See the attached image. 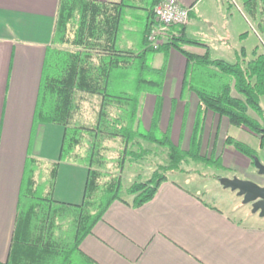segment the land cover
Returning a JSON list of instances; mask_svg holds the SVG:
<instances>
[{
    "label": "crops",
    "instance_id": "obj_1",
    "mask_svg": "<svg viewBox=\"0 0 264 264\" xmlns=\"http://www.w3.org/2000/svg\"><path fill=\"white\" fill-rule=\"evenodd\" d=\"M58 1L0 0V262L8 255L26 178L31 176L34 188L39 185L43 193L51 189L52 197L60 201L76 203L83 196V164L60 161L55 178L51 179L63 127L34 120ZM178 1L189 8V19L180 36L202 44L177 40L189 58L173 46L152 54L151 64L163 67L164 79L160 96H141L140 126L148 129L156 122L158 130L167 133L172 143L183 150H188L195 132L200 154L219 160L224 169L250 173L254 169L250 158L229 146L226 137L246 143L251 137L256 139L257 147L248 144L259 156L264 152V139L202 106L187 82L189 78L201 87L215 86L213 67H201L190 56L203 54L208 48L213 58H222L213 55L210 45L215 42L217 48H222L227 44L232 26L235 28L229 14L231 6L224 22L210 15L204 0ZM145 11L141 9L139 13ZM126 17L131 19L130 14ZM138 29L131 21L124 23L116 46L124 50L142 44ZM254 47L243 44L229 48L236 61L243 48L246 57L251 58ZM248 53L252 56L248 57ZM250 114L256 117L254 112ZM183 174L190 180L198 175ZM243 178L251 177L245 173ZM254 216L264 219L257 213ZM79 247L100 264H264V223L244 224L202 194L169 177L139 207L114 200Z\"/></svg>",
    "mask_w": 264,
    "mask_h": 264
},
{
    "label": "trees",
    "instance_id": "obj_2",
    "mask_svg": "<svg viewBox=\"0 0 264 264\" xmlns=\"http://www.w3.org/2000/svg\"><path fill=\"white\" fill-rule=\"evenodd\" d=\"M159 1H58L52 44L46 54L34 120L63 127L51 179L55 178L60 161L83 164L86 167L83 196L76 203L60 201L52 197L51 189L43 193L39 185L34 188L31 176L26 178L8 255L0 264H100L82 252L79 245L114 200L131 207L141 206L155 195L163 181L169 179V172H194L183 166L188 159L222 166L219 160L200 154L195 132L190 147L183 150L172 143L167 133L158 130L156 122L148 129L140 126L141 96L145 93L160 96L164 79L163 67L151 64L152 54L163 47L173 46L189 58L177 40L202 44L180 36L184 25H175L172 26L174 37L157 48L150 45L147 36L158 23L153 8ZM242 4L258 21V27L264 29V7L258 14V0H242ZM230 6L227 4L228 9ZM141 9L146 11L139 13ZM129 14L131 19L126 17ZM129 21L138 25L142 44L120 50L116 40L123 24ZM244 34L248 32L241 33L240 38ZM242 51L235 62L213 58L208 48L203 54H192L190 57L196 64L213 67L216 84L201 87L191 83L189 78L187 82L202 106L264 139V107L260 102L264 96V49L259 50L256 45L249 59L244 48ZM85 103L93 104V114L84 115ZM107 139L122 144L121 155L117 158L120 170L125 157L136 163L154 153L151 147L144 146L145 142L164 148L166 161L156 164L148 178H138L123 188L117 173L102 180L108 175L105 171ZM225 141L249 157L253 164L252 156L257 151L252 146L232 136H227ZM211 177L219 182V174Z\"/></svg>",
    "mask_w": 264,
    "mask_h": 264
},
{
    "label": "rangeland",
    "instance_id": "obj_3",
    "mask_svg": "<svg viewBox=\"0 0 264 264\" xmlns=\"http://www.w3.org/2000/svg\"><path fill=\"white\" fill-rule=\"evenodd\" d=\"M203 3L209 8L210 15L213 18H216L220 21L226 19V10L228 9L227 4H231L229 14L232 15L231 23L232 31L229 37H227V44H224L222 48H217L216 43L212 42L210 45L211 51L214 56L222 57L223 59H228L229 61H235L233 51L231 47L239 48L241 45H247L248 47L259 46V50L264 48V29L258 27V21L253 19L248 11L247 7L242 4V0H204ZM243 7V8H242ZM264 7V2L258 0L257 11L260 14V9ZM204 29H206V24L203 23ZM248 32L246 38H239V35L243 32ZM228 45V46H226ZM230 47V48H229ZM252 54L248 53V57H251ZM220 58V59H222ZM261 102L264 105V96L261 98ZM93 104L85 103L83 106V113L85 116L93 114ZM248 143L254 147H257L256 139L252 137ZM105 144L107 150L105 155L108 158V162L105 167V171L108 172V175L103 176L102 180H107L110 175L116 174L121 178L123 188L128 186L134 180L141 178L146 179L150 176L152 170L155 168L156 164H162L166 161V155L164 148L157 147L155 144L144 143V146H149L154 153L148 155L145 159H142L139 162L133 163L130 162L127 157H125L123 162V168L120 170L117 158L121 155L120 150L122 149V144L118 140H106ZM262 151L260 158L263 160ZM184 168L190 169L197 173L194 179L187 178L183 173L180 172H169L168 176L171 179L176 180L177 182L183 184L184 186L190 188L191 190L198 192L204 196L208 201H211L222 208H224L228 214H230L234 219L244 223V224H259L264 223V219H259L254 216L251 212V205L242 203V199L238 196L235 191H232L229 188L223 187L218 180L211 177L212 175L219 174L220 176L232 177L238 176L243 178L246 173L249 175V179H252L260 184H264V178L257 174L256 168L254 165L251 167L254 168L249 172L244 174L236 171L224 169V167H217L216 165H209L203 162H195L191 159H188L183 164ZM200 172V174H199ZM200 175V176H199ZM232 175V176H230ZM123 197L130 199V196L123 194Z\"/></svg>",
    "mask_w": 264,
    "mask_h": 264
},
{
    "label": "built area",
    "instance_id": "obj_4",
    "mask_svg": "<svg viewBox=\"0 0 264 264\" xmlns=\"http://www.w3.org/2000/svg\"><path fill=\"white\" fill-rule=\"evenodd\" d=\"M154 18L158 22L148 32V42L157 48L166 40L174 37L172 26L185 25L189 19V8L178 0H161L153 8Z\"/></svg>",
    "mask_w": 264,
    "mask_h": 264
},
{
    "label": "water",
    "instance_id": "obj_5",
    "mask_svg": "<svg viewBox=\"0 0 264 264\" xmlns=\"http://www.w3.org/2000/svg\"><path fill=\"white\" fill-rule=\"evenodd\" d=\"M264 134V126L262 127ZM253 165L257 174L264 178V160L258 154L252 156ZM220 184L229 188L241 197L242 203L251 205V212L257 213L260 217H264V184H260L249 178H240L238 176L219 177Z\"/></svg>",
    "mask_w": 264,
    "mask_h": 264
}]
</instances>
